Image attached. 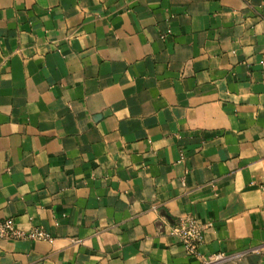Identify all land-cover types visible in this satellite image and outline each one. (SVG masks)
Here are the masks:
<instances>
[{
    "label": "crops",
    "instance_id": "crops-1",
    "mask_svg": "<svg viewBox=\"0 0 264 264\" xmlns=\"http://www.w3.org/2000/svg\"><path fill=\"white\" fill-rule=\"evenodd\" d=\"M6 218L54 240L0 264H264V0H0Z\"/></svg>",
    "mask_w": 264,
    "mask_h": 264
},
{
    "label": "built area",
    "instance_id": "built-area-1",
    "mask_svg": "<svg viewBox=\"0 0 264 264\" xmlns=\"http://www.w3.org/2000/svg\"><path fill=\"white\" fill-rule=\"evenodd\" d=\"M206 225L195 216L186 215L180 217L173 225L171 233L183 244L188 255L199 257L200 247L205 239ZM8 239H29L34 241L53 242L52 235L42 227L23 229L17 226L15 219L6 218L0 220V242ZM221 255H217L219 258Z\"/></svg>",
    "mask_w": 264,
    "mask_h": 264
}]
</instances>
